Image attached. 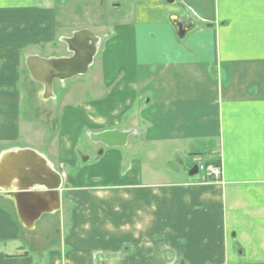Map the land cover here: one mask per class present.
<instances>
[{"label":"crops","instance_id":"1","mask_svg":"<svg viewBox=\"0 0 264 264\" xmlns=\"http://www.w3.org/2000/svg\"><path fill=\"white\" fill-rule=\"evenodd\" d=\"M129 5L101 39L95 88L65 94L45 148L22 141L26 46L0 30V264H264V0ZM27 149L61 176L59 208L40 186L19 207ZM198 159L222 182L191 176Z\"/></svg>","mask_w":264,"mask_h":264},{"label":"rangeland","instance_id":"2","mask_svg":"<svg viewBox=\"0 0 264 264\" xmlns=\"http://www.w3.org/2000/svg\"><path fill=\"white\" fill-rule=\"evenodd\" d=\"M120 1L123 5L121 8H119ZM130 1L0 0V30L13 28L17 33L16 43L26 46L21 52L17 67L18 89L22 95L23 143L31 138V141H36L43 148L51 146L57 137L56 131L65 94L77 93L78 95L74 98L80 100L85 93H91L94 87L93 79H98L97 68L99 67V57H96V65L86 75L64 82L55 81L54 99L45 100L44 85L33 79L27 67V59L32 56L44 59L69 57L71 54L67 45L62 43L60 38L71 37L76 31L86 29L103 38L110 29H114L122 22L125 13L133 9L129 5ZM23 26L32 32L40 27L38 31L40 35L31 37L30 42H27L26 38H21L18 34L23 30ZM145 155L144 152L143 160L154 162L153 167L159 165L161 169L171 170L172 165L169 164L170 158H167V154H161L159 158L153 159ZM200 160L205 162L203 159ZM188 165L195 167L191 162Z\"/></svg>","mask_w":264,"mask_h":264},{"label":"water","instance_id":"3","mask_svg":"<svg viewBox=\"0 0 264 264\" xmlns=\"http://www.w3.org/2000/svg\"><path fill=\"white\" fill-rule=\"evenodd\" d=\"M166 2L168 4H174L175 0H166ZM61 42L67 45L71 56L50 59L32 56L26 61L33 79L45 87V100L54 99L53 89L55 81L64 82L79 76H84L88 73L98 53L100 38L93 32L85 29L74 32L71 37H63ZM114 135L118 136V134ZM14 153L19 154L24 158L20 163L16 164L14 168L16 173L21 177V173L25 172L28 174L29 180V183H20V180L17 178L11 181L10 188H16V190L20 192L15 195L19 207L21 209L25 208L24 199L32 197V193H29V189H33L35 186H40L41 189L48 191L50 197H54L59 208V191L62 187L61 176L52 170V167L44 157L33 150H18ZM8 155L4 154L0 157V168ZM38 163L40 164L38 165ZM42 165L44 166V169L43 171H40ZM198 173V168L195 166L190 172V175L194 176ZM40 214H42V210L38 212L35 217L39 218ZM36 218L33 220L31 219L29 224L33 225Z\"/></svg>","mask_w":264,"mask_h":264},{"label":"built area","instance_id":"4","mask_svg":"<svg viewBox=\"0 0 264 264\" xmlns=\"http://www.w3.org/2000/svg\"><path fill=\"white\" fill-rule=\"evenodd\" d=\"M197 168L207 181L222 182L223 170L221 165L205 163L201 160H197Z\"/></svg>","mask_w":264,"mask_h":264},{"label":"flooded vegetation","instance_id":"5","mask_svg":"<svg viewBox=\"0 0 264 264\" xmlns=\"http://www.w3.org/2000/svg\"><path fill=\"white\" fill-rule=\"evenodd\" d=\"M97 36V35H96ZM63 37H61V39H62ZM100 38V43H99V46H98V53H97V55L99 54V49H100V47H101V39H103V38H101V37H99ZM60 39V40H61ZM97 55H96V57H97ZM71 56V55H70ZM37 57H39V56H37ZM96 57H95V59H96ZM60 58H62V57H60ZM95 59H94V63H95ZM94 63H93V65H94ZM93 65L90 67V69L93 67ZM89 69V70H90ZM89 72V71H88ZM80 77V76H79ZM77 78V77H76ZM45 88V87H44ZM2 156V155H1ZM0 156V157H1ZM16 189V188H15ZM15 189H12V190H15ZM19 192V191H18ZM20 193V192H19ZM18 193V194H19ZM29 193H31V192H29ZM31 196H37V195H35V194H32Z\"/></svg>","mask_w":264,"mask_h":264},{"label":"trees","instance_id":"6","mask_svg":"<svg viewBox=\"0 0 264 264\" xmlns=\"http://www.w3.org/2000/svg\"><path fill=\"white\" fill-rule=\"evenodd\" d=\"M216 165H218V164H216Z\"/></svg>","mask_w":264,"mask_h":264}]
</instances>
